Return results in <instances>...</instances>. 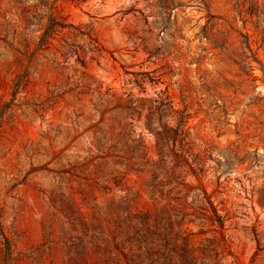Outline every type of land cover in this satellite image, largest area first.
<instances>
[{
	"label": "rangeland",
	"instance_id": "rangeland-1",
	"mask_svg": "<svg viewBox=\"0 0 264 264\" xmlns=\"http://www.w3.org/2000/svg\"><path fill=\"white\" fill-rule=\"evenodd\" d=\"M0 264H264V0H0Z\"/></svg>",
	"mask_w": 264,
	"mask_h": 264
},
{
	"label": "trees",
	"instance_id": "trees-1",
	"mask_svg": "<svg viewBox=\"0 0 264 264\" xmlns=\"http://www.w3.org/2000/svg\"><path fill=\"white\" fill-rule=\"evenodd\" d=\"M180 115V121H179V123L177 124V127H176V129H175V135L178 137V136H184V137H188L189 136V134H188V129L187 130H185V126H186V122H185V119H187V117H186V115L184 114V112H180L179 113ZM163 127H165V126H163ZM163 141L164 142H172V143H174V144H176L175 143V141H176V139L174 138V139H170V137L167 135V133H165V134H158L157 136H156V139H155V143L157 144V145H159L160 143H163ZM176 149V148H175ZM179 151H182L183 153H184V151L182 150V149H180ZM176 153L175 154H177V152H178V150H176L175 151Z\"/></svg>",
	"mask_w": 264,
	"mask_h": 264
}]
</instances>
